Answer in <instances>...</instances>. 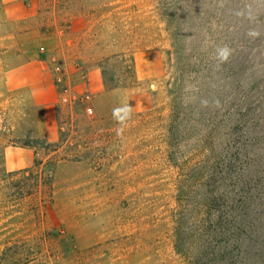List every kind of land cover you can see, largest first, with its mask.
Returning a JSON list of instances; mask_svg holds the SVG:
<instances>
[{"label":"rangeland","instance_id":"374dc122","mask_svg":"<svg viewBox=\"0 0 264 264\" xmlns=\"http://www.w3.org/2000/svg\"><path fill=\"white\" fill-rule=\"evenodd\" d=\"M5 7L0 264H264V0ZM4 50L48 63L54 140Z\"/></svg>","mask_w":264,"mask_h":264},{"label":"crops","instance_id":"0c3cea01","mask_svg":"<svg viewBox=\"0 0 264 264\" xmlns=\"http://www.w3.org/2000/svg\"><path fill=\"white\" fill-rule=\"evenodd\" d=\"M5 12H10L11 7L18 3V0H4ZM12 62L6 70V84L9 89L29 87L33 90L37 104L42 106L41 133L54 140L56 137V115L54 104L57 102L55 93L50 92V79L47 75L48 63L38 57L27 58L23 54L11 53L4 50ZM95 75V70H92ZM99 88V84L95 85Z\"/></svg>","mask_w":264,"mask_h":264},{"label":"trees","instance_id":"16d2710c","mask_svg":"<svg viewBox=\"0 0 264 264\" xmlns=\"http://www.w3.org/2000/svg\"><path fill=\"white\" fill-rule=\"evenodd\" d=\"M38 108H40V107H38ZM42 112H43V110H42V108H41V109H40V112H39V114H38V117H40V116L42 115ZM36 134L39 135L37 131H36Z\"/></svg>","mask_w":264,"mask_h":264}]
</instances>
